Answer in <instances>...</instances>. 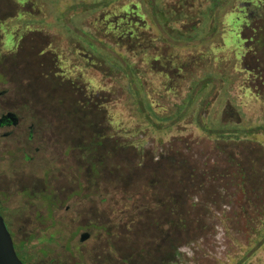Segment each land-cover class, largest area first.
Returning <instances> with one entry per match:
<instances>
[{
    "label": "rangeland",
    "instance_id": "rangeland-1",
    "mask_svg": "<svg viewBox=\"0 0 264 264\" xmlns=\"http://www.w3.org/2000/svg\"><path fill=\"white\" fill-rule=\"evenodd\" d=\"M154 1L160 11L183 8L179 0ZM135 6L149 36L131 51L110 24L131 17ZM190 6L192 17L173 25L184 39L173 40L160 35L148 0H0V112L12 109L21 119L12 137L1 138L7 130H0V200L25 264H264V53L250 42L264 31V0ZM248 24L261 27L252 32ZM75 33L136 63L149 101L172 127L152 129L127 82ZM179 107L182 120L174 119ZM104 128L114 140L111 162L139 168L173 159L191 171L185 232L170 240L146 220L131 221L134 210H125L122 197L134 191L101 186L93 197L77 195L71 174L83 168L88 190V163L105 154L94 145ZM102 196L115 197L116 216L96 209ZM84 233L90 238L82 242Z\"/></svg>",
    "mask_w": 264,
    "mask_h": 264
},
{
    "label": "trees",
    "instance_id": "trees-1",
    "mask_svg": "<svg viewBox=\"0 0 264 264\" xmlns=\"http://www.w3.org/2000/svg\"><path fill=\"white\" fill-rule=\"evenodd\" d=\"M148 1L155 18L154 24L160 35L163 36L167 34L170 37L169 39L173 40L178 37L179 39H184L182 30H178L173 25L183 18L192 17L191 12H189L192 0H179L183 8L185 6L188 8H176L170 11H160L157 9L154 0ZM105 4L106 1L102 4H97L98 6L87 5L83 2L69 8L68 13H75L81 10H94L96 7ZM119 20V23L118 21H113L112 24H110L113 29L118 31V43L122 45H131V47H129L131 51L138 50L141 45H138V41L136 40H143V36H147V38L149 36V34H145L147 33L148 24L139 15L138 8L132 9L131 17L129 14H126L125 16H121ZM173 33H175V36ZM75 37L80 38L81 42H84V44L86 43L87 48L84 46L85 49L92 51V55L101 60L103 64L109 68V71H113L116 74L119 73L121 78H123L122 80L127 82L128 92L133 94L135 106H137L140 117L143 118L152 129L155 131H164L172 127L173 124H166L168 119L170 120L171 118L167 119L162 116L149 101L143 74L136 63L132 62L131 59L127 58L124 54L111 50L108 45L103 42H100V46H98L94 43L97 42V37L88 35V39H84L80 33H75ZM32 92L34 93V91ZM194 96L195 94L193 93V96H191L189 100V104H192ZM33 98L35 99V97ZM178 110L181 114L179 117L175 116L174 119H184L185 114L182 113V107H179ZM205 129L207 128L205 127ZM105 130L104 128L102 139L100 140V138H97L96 142H94V145H102L105 149L103 160H100V163H88L89 166L86 171V179L88 184H90L89 187L86 186L88 190H85V185L81 180L82 175L85 177L83 168H80L81 173L78 175L75 172L71 174L74 177L71 176L70 178H73V180L76 179L73 183L77 184L78 189H80V194H76L82 195L85 193L86 197L90 198L93 197L94 191H98L101 186L107 189L114 187L116 188V193H119L117 189H120V193L123 191H134L130 198L127 199L125 196L122 197L123 206L127 207L125 210L131 211V208L134 210V212L129 213V215L134 213L132 214L134 220L131 221H136V218H138L137 221L146 220L148 223L158 226L154 228V231H158V229L161 230V233L164 234L161 237L170 240L174 238L175 232H185V226L188 222L187 209L191 205L192 200L189 195V189H191L190 181L192 179L191 171L177 168L173 159L169 161L162 159L153 164H143L139 166V168L135 167V163H129L130 160L127 159L111 162L110 155L113 146L111 142L114 140L112 141L110 137L105 134ZM93 177H97V180ZM100 177H102L103 182L98 180ZM98 181L100 182L99 184L97 183ZM109 195L110 192L107 193V196ZM114 198V196H112L111 199L102 196L98 202L100 208L96 209L99 212L101 211L100 213L106 217L114 214L116 216L117 214L115 212L117 210L113 208ZM91 226L97 228L98 223L93 221ZM101 227L105 228L102 225ZM25 246V243L21 244V251L25 250ZM172 246H174V244ZM24 253L26 252L24 251ZM163 256L168 260L171 254L166 252Z\"/></svg>",
    "mask_w": 264,
    "mask_h": 264
},
{
    "label": "flooded vegetation",
    "instance_id": "flooded-vegetation-1",
    "mask_svg": "<svg viewBox=\"0 0 264 264\" xmlns=\"http://www.w3.org/2000/svg\"><path fill=\"white\" fill-rule=\"evenodd\" d=\"M261 6L262 5H259V7H261ZM255 17L256 16L254 14L250 15L251 19H253ZM250 23H251V20H250ZM244 27H245L246 30H248V28L251 27L253 29L252 32L253 31L255 32L256 31V30H254L255 27L257 29H259L261 27V25L255 24L253 26L252 24H248V25H245ZM253 41H254V44L255 43L259 44V51H262V53H264V31H262L260 33V36H258V39L256 41L252 40V37H251L250 42H253ZM247 71L249 73L256 72L255 70L248 69V68H247ZM256 74L260 75V79H262V76H261L260 73L256 72ZM20 124H21V119L17 116V114L12 109H6V110L1 111L0 112V130H7L6 132H4L1 135V138H10V137H12L14 135V131L20 126ZM35 131L36 130H35L34 126H31L30 127V131H29L30 132L29 133V138H28L29 141H33L34 135L36 134ZM5 193H6L5 190L0 189V197H2V196L6 197ZM5 210L6 209L3 206L2 200H0V213H1V215H2V213H5Z\"/></svg>",
    "mask_w": 264,
    "mask_h": 264
},
{
    "label": "water",
    "instance_id": "water-1",
    "mask_svg": "<svg viewBox=\"0 0 264 264\" xmlns=\"http://www.w3.org/2000/svg\"><path fill=\"white\" fill-rule=\"evenodd\" d=\"M89 238H90V234L84 233L81 236V241L84 242ZM0 264H25L19 258L16 252L14 240L1 213H0Z\"/></svg>",
    "mask_w": 264,
    "mask_h": 264
}]
</instances>
